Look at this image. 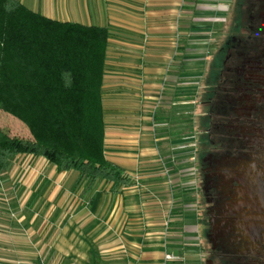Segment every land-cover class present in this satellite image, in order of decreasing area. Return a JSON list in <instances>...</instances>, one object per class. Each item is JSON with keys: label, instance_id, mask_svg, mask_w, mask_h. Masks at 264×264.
Segmentation results:
<instances>
[{"label": "crops", "instance_id": "obj_1", "mask_svg": "<svg viewBox=\"0 0 264 264\" xmlns=\"http://www.w3.org/2000/svg\"><path fill=\"white\" fill-rule=\"evenodd\" d=\"M19 1L107 30L103 152L129 182L89 187L42 156L10 157L0 175V264H203L196 108L213 58L201 44L228 28L232 0Z\"/></svg>", "mask_w": 264, "mask_h": 264}, {"label": "trees", "instance_id": "obj_2", "mask_svg": "<svg viewBox=\"0 0 264 264\" xmlns=\"http://www.w3.org/2000/svg\"><path fill=\"white\" fill-rule=\"evenodd\" d=\"M107 30L58 22L0 0V110L29 136L0 128V175L10 157L42 156L88 181L129 182L103 152L100 88Z\"/></svg>", "mask_w": 264, "mask_h": 264}, {"label": "flooded vegetation", "instance_id": "obj_3", "mask_svg": "<svg viewBox=\"0 0 264 264\" xmlns=\"http://www.w3.org/2000/svg\"><path fill=\"white\" fill-rule=\"evenodd\" d=\"M227 22L199 101L203 264H264V0H232Z\"/></svg>", "mask_w": 264, "mask_h": 264}, {"label": "rangeland", "instance_id": "obj_4", "mask_svg": "<svg viewBox=\"0 0 264 264\" xmlns=\"http://www.w3.org/2000/svg\"><path fill=\"white\" fill-rule=\"evenodd\" d=\"M226 21H228V17H227ZM226 32H227V29L223 27L221 32L216 35L214 40H211L210 43L205 41L206 44H201L202 47H204L203 55L205 54L208 57L209 55H211L210 54L211 52L213 55L215 47L217 46L218 42L223 38V36ZM214 59H215V61H214ZM218 60H219L218 57L217 58L214 57L213 61L211 60L210 63H212V64H211L210 68L207 69V71L205 72V76L202 79V86L204 85V87L206 86L209 88V86H211L213 84V82H214V76L213 75L214 74H212V70H213L214 64L216 65V63H218ZM200 68H202L204 70L203 66H201ZM215 70H217V68ZM206 75H207V77H206ZM202 93L203 94L200 93L201 99L205 97V92H202ZM200 110L202 112V111H204V108L203 107L198 108V106H197L196 112L199 111L198 117H199V113H201ZM197 127H199V126L197 125ZM0 128L7 131L11 135H17V136H23V137L29 136V132H28L27 127L21 121H19L17 118H15L12 115H10L4 111H1V110H0Z\"/></svg>", "mask_w": 264, "mask_h": 264}, {"label": "built area", "instance_id": "obj_5", "mask_svg": "<svg viewBox=\"0 0 264 264\" xmlns=\"http://www.w3.org/2000/svg\"><path fill=\"white\" fill-rule=\"evenodd\" d=\"M165 259L166 260H176V257L172 254L166 253L165 254Z\"/></svg>", "mask_w": 264, "mask_h": 264}]
</instances>
